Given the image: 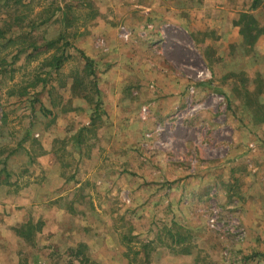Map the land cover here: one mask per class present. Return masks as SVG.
<instances>
[{
  "label": "rangeland",
  "instance_id": "obj_1",
  "mask_svg": "<svg viewBox=\"0 0 264 264\" xmlns=\"http://www.w3.org/2000/svg\"><path fill=\"white\" fill-rule=\"evenodd\" d=\"M251 3L0 0V157L16 152L7 172L27 168L25 146L67 177L79 154H96L81 196H95L101 232L130 264L159 247L193 264H264V37L235 49L232 24ZM253 16L264 25L262 9ZM38 229L14 243L19 264L39 252L80 264L78 245L38 252Z\"/></svg>",
  "mask_w": 264,
  "mask_h": 264
},
{
  "label": "crops",
  "instance_id": "obj_2",
  "mask_svg": "<svg viewBox=\"0 0 264 264\" xmlns=\"http://www.w3.org/2000/svg\"><path fill=\"white\" fill-rule=\"evenodd\" d=\"M253 3L254 0L250 10H244V13L253 15L259 9L264 11V5L259 3L253 7ZM227 22L229 27L228 19ZM232 24L239 28L238 32L242 38L240 43L234 42L235 49L243 47L245 41L241 33V23L234 20ZM259 26L262 31L253 47L264 37V25ZM81 45V48L87 49L85 40ZM92 47L94 49L95 46ZM87 51V56L93 54ZM94 52L99 51L96 48ZM25 140L30 145L35 138L31 135ZM43 145L45 153L50 155L51 145L48 142ZM25 147L29 151H26V154H30L27 168L13 177L9 172L7 179L0 183V264H19L14 243H23L26 240L17 234L16 229L29 223L40 224L35 240L39 247L38 252L47 251L53 243L69 247L84 244L93 252V259L100 264H130L129 257L124 252L119 254L120 247L118 243L112 241L111 235L101 232V222L97 214L99 206L95 196L90 194L85 198L81 196L80 190L84 183H91L94 186L92 183L97 173L94 164L96 154H92L91 157L79 154L74 161V168H71L73 174L67 177L61 172L59 162L38 158L42 163L40 164L37 157L32 156L31 148ZM12 154L7 152L0 157L2 168ZM35 170L44 173L38 174L39 172ZM22 182L24 184H21ZM134 233L138 234L136 231ZM145 235L141 233L139 237L147 241ZM192 259L191 255H177L175 252L172 254L167 247H159L149 264H193ZM33 264H48V259L39 252Z\"/></svg>",
  "mask_w": 264,
  "mask_h": 264
},
{
  "label": "trees",
  "instance_id": "obj_3",
  "mask_svg": "<svg viewBox=\"0 0 264 264\" xmlns=\"http://www.w3.org/2000/svg\"><path fill=\"white\" fill-rule=\"evenodd\" d=\"M260 3V0H254V3H253V7H256V5H258ZM242 18H240V23H241V33L244 37V43L245 44H248L250 46H253L255 44V40L257 38V36L259 35V33L262 31V29L260 28L257 20L254 18L255 16L253 15H249L247 13H243L242 15ZM244 22L248 25L250 22L252 23V25L249 26V30H246V27L247 25L244 24ZM255 22V23H254ZM53 44V43H51ZM36 47V46H35ZM35 49V48H34ZM36 50V49H35ZM25 51V50H24ZM82 55L83 57L85 58L86 60V63H90L91 62V58H89L87 55H85L83 52H82ZM57 61H55V64L54 66L59 69L61 67V64H62V61H60L61 59L58 58L56 59ZM97 93H99L97 91ZM30 135L29 134H26L25 136H23L19 143L22 144L24 143L28 137ZM5 174V180L7 179L8 177V172L6 170V163H4V167L2 169H0V178L1 176ZM3 182V181H0V183ZM38 225V224H37ZM35 225V226H37ZM35 226L32 224V223H29V224H26V225H23L21 226L20 228H17L16 229V232L19 236L23 237V238H26V239H31V237L33 236V233H32V229L35 228ZM168 233L171 235V236H174V233L172 234V231L171 229L168 230ZM163 239V238H162ZM183 241H186L185 238H183V236L181 234L178 235V239L176 241H174V244H178L180 242H183ZM150 246L149 242L148 243H144L143 244V248H148ZM167 246V245H166ZM171 245L169 244L168 247H170ZM86 245L84 244H79L77 246V249H73L74 250V255L76 257H80L81 259L79 260V263L80 264H100L97 260L93 259L90 255L88 254H85V251L83 248H85ZM191 249L189 248H183V250H181L180 252H182L183 254L184 253H189L191 254Z\"/></svg>",
  "mask_w": 264,
  "mask_h": 264
},
{
  "label": "built area",
  "instance_id": "obj_4",
  "mask_svg": "<svg viewBox=\"0 0 264 264\" xmlns=\"http://www.w3.org/2000/svg\"><path fill=\"white\" fill-rule=\"evenodd\" d=\"M121 30H122V36L128 39L129 36L131 35L130 31H128L126 29V26H122V29Z\"/></svg>",
  "mask_w": 264,
  "mask_h": 264
}]
</instances>
